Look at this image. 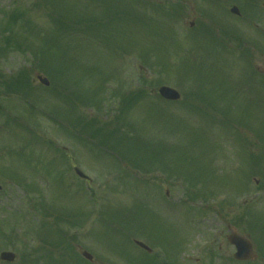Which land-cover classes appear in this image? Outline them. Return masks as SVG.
<instances>
[{
  "label": "rangeland",
  "instance_id": "obj_1",
  "mask_svg": "<svg viewBox=\"0 0 264 264\" xmlns=\"http://www.w3.org/2000/svg\"><path fill=\"white\" fill-rule=\"evenodd\" d=\"M156 1L60 0L49 10L48 0H0V11L21 12L13 29L25 47L0 48V254L15 253L13 264H84L78 245L107 264L153 262L134 238L153 256L160 244L181 258L192 238L243 215L251 228L239 232L264 243V28L253 32L244 6L236 22L220 0H202L177 21L179 0H158L164 12ZM214 23L235 33L220 48L199 36ZM21 71L31 88L21 90ZM161 86L182 100L164 101ZM144 90L124 110L122 95ZM133 152L147 171L132 166Z\"/></svg>",
  "mask_w": 264,
  "mask_h": 264
},
{
  "label": "flooded vegetation",
  "instance_id": "obj_2",
  "mask_svg": "<svg viewBox=\"0 0 264 264\" xmlns=\"http://www.w3.org/2000/svg\"><path fill=\"white\" fill-rule=\"evenodd\" d=\"M242 0H223V4L230 12L231 8L234 6H239ZM252 13H253V26L259 30L260 28H264V0H252ZM230 229V227H229ZM237 233V229H234L233 232H223L222 235H224V240L220 245V251L221 255L218 259L220 261V264H244L245 262L238 261L235 258L236 249L233 245L230 244L228 241V238L231 234ZM255 252L257 254V263L258 264H264V250L260 249L258 245H254ZM198 262H193V260L190 259H182L180 264H196ZM249 264H257L256 262H246Z\"/></svg>",
  "mask_w": 264,
  "mask_h": 264
},
{
  "label": "water",
  "instance_id": "obj_3",
  "mask_svg": "<svg viewBox=\"0 0 264 264\" xmlns=\"http://www.w3.org/2000/svg\"><path fill=\"white\" fill-rule=\"evenodd\" d=\"M40 80L43 84H45L47 86L49 85V82L47 80H44L42 78H40ZM160 94L162 97H164L165 99H168V100H178L180 98V95L176 91L169 89V88L160 89ZM236 243H238V242H236ZM141 246H143V245H141ZM244 253L247 254V250L242 251V249H240V255L244 256L245 255ZM85 256L88 258H91V256L87 253H85ZM1 258L4 261L13 262L15 260V255H13L11 253H4V254H2Z\"/></svg>",
  "mask_w": 264,
  "mask_h": 264
},
{
  "label": "trees",
  "instance_id": "obj_4",
  "mask_svg": "<svg viewBox=\"0 0 264 264\" xmlns=\"http://www.w3.org/2000/svg\"><path fill=\"white\" fill-rule=\"evenodd\" d=\"M55 17V16H54ZM53 17V18H54ZM21 12H15L14 14H13V16H12V20H11V22H18L19 23V21L21 20ZM54 19H56V17L54 18ZM11 22L9 23V27L11 26ZM23 23V22H22ZM28 23H25L24 25H27ZM67 23H65V27L64 28H69L70 26L68 25ZM60 26V25H59ZM58 26V27H59ZM12 36V35H11ZM5 44H6V48H8L9 46L11 47V45H13L14 46V48L16 49V50H18V51H21L22 52V46H21V44H19L18 43V41H14V39L12 38V37H8V38H6L5 39ZM9 47V48H10ZM1 49H2V47H0ZM7 49H2V51L3 52H5ZM59 57V56H58ZM24 76V75H23ZM143 94L140 92L139 94H135V95H131V97H134L135 99H133V100H135V102L136 101H138L140 98H141V96H142Z\"/></svg>",
  "mask_w": 264,
  "mask_h": 264
}]
</instances>
